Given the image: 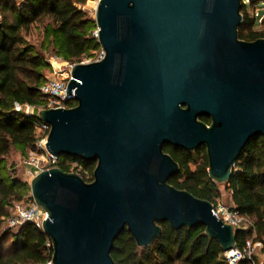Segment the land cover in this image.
<instances>
[{"label": "water", "instance_id": "obj_1", "mask_svg": "<svg viewBox=\"0 0 264 264\" xmlns=\"http://www.w3.org/2000/svg\"><path fill=\"white\" fill-rule=\"evenodd\" d=\"M241 9L242 0L98 1L103 58L73 67L75 107L38 114L51 155L96 163L89 183L60 168L31 180L53 264H114L120 235L147 248L162 223L202 226L224 253L236 247L210 202L170 185L180 167L164 149L205 148L210 179L225 184L245 147L264 138V38L240 40Z\"/></svg>", "mask_w": 264, "mask_h": 264}, {"label": "trees", "instance_id": "obj_2", "mask_svg": "<svg viewBox=\"0 0 264 264\" xmlns=\"http://www.w3.org/2000/svg\"><path fill=\"white\" fill-rule=\"evenodd\" d=\"M90 1L95 0H24L19 4L0 1V264H44L46 260V235L42 231L31 224L3 230L13 205L31 192L30 185L15 175L7 157L12 150L25 158L36 150L35 126L40 122L37 116L14 112L13 106L14 102L35 107L45 103L40 88L47 81L45 71H51V67L44 53L52 50L57 58L79 64L102 49L94 36L95 20L81 8ZM243 1L240 40L254 42L264 38V31H255L257 20L248 13L249 8L264 0H249L247 6ZM44 20L48 22L39 50L26 40L24 32ZM261 23L264 25V19ZM201 121L211 124L206 117ZM164 151L180 167L170 185L217 204L221 194L218 184L209 177L206 149L187 152L166 146ZM73 164L83 168L80 176L86 183L92 182L96 163L62 157L58 168L72 173ZM224 185L232 205L254 225V231L236 230V246L243 250L253 237V243L264 245V138L253 139L245 147L232 180ZM160 226L161 236L147 248L138 247L128 231L120 235L111 251L114 264H228L221 245L206 235L204 227L173 231L168 223ZM239 264L260 263L254 256Z\"/></svg>", "mask_w": 264, "mask_h": 264}, {"label": "built area", "instance_id": "obj_3", "mask_svg": "<svg viewBox=\"0 0 264 264\" xmlns=\"http://www.w3.org/2000/svg\"><path fill=\"white\" fill-rule=\"evenodd\" d=\"M1 1V0H0ZM23 2L24 0H19ZM99 0H96V5ZM243 4L246 6L249 4V0H244ZM263 11V10H260ZM255 19L260 22L264 19V12L259 11L255 13ZM259 18V19H258ZM97 37V32L96 35ZM104 56L99 59L101 60ZM98 61V60H97ZM79 64H85L81 62ZM76 63L69 66V75ZM70 76L67 79H59L57 77H47V81L40 88V92L44 97L45 103L43 106L35 107L30 105H21L18 102H14V112L21 113L26 116H37L40 111L47 109H70L75 106L70 105V102H75L74 95H67V86ZM39 118V117H38ZM40 120V119H39ZM50 125L40 121L35 126V151H31L28 154V161L26 164L30 168L28 172L34 178L43 171H48L54 168H58L59 159L51 155L46 144L50 134ZM77 174L83 172V168L78 164H75ZM32 178V179H33ZM213 214L222 221L224 224L231 225L234 230L242 231H254V225L252 221L243 216L234 206H225L221 204L213 205ZM48 219V214L45 210L39 207L33 200L32 196H26L21 202H17L11 211V214L5 219V225L8 229H17L25 224H31L36 229L43 232V222ZM253 241H247L246 247L241 250L237 246L223 254L225 261L228 264H239L245 260H252L254 255ZM258 246H262V243H258ZM53 244L52 241L46 236L45 242V262L44 264H53Z\"/></svg>", "mask_w": 264, "mask_h": 264}, {"label": "rangeland", "instance_id": "obj_4", "mask_svg": "<svg viewBox=\"0 0 264 264\" xmlns=\"http://www.w3.org/2000/svg\"><path fill=\"white\" fill-rule=\"evenodd\" d=\"M11 2H15L17 4L21 3V1H19V0H11ZM95 4H96V0L90 1L84 7H81L82 10L86 11L88 13V16L93 20H95V10H96ZM260 10H263V11H260ZM258 11L260 13L264 12V2L262 4L256 5L255 7L249 8L248 13L250 14V16L254 17L255 13ZM0 19H1V17H0ZM47 22H48L47 20H44L43 22H39L37 24H34L32 27H30L29 30L24 32V36H25L26 40L30 44L34 45L39 50H40L41 43L43 41L44 27H45V24ZM255 31H258V32L264 31V25L259 20L257 21ZM96 32L94 33V35H96ZM103 53H104V51L101 49L100 51L93 53V54H95V57L84 58L82 62H84V63L95 62L102 57ZM43 55L45 56L47 62L50 64V67H51L50 72L45 71V75L48 78L49 77H57L59 79H67L68 76H70L69 75V66L71 64H74L75 62H65V61L57 58L53 54L52 50L47 52V53H44ZM76 64H78V63H76ZM27 159H28L27 157L25 158V157L21 156V154H19L18 152L12 150L11 153L9 154V156L7 157V163L10 166H13L15 175L22 182L28 183L30 185L33 177H32V175H29V173H28L30 171V168L26 164V162L28 161ZM75 167H76L75 164H73L71 167V171H72V173L77 174V170ZM218 190H219L221 195H220L219 200L217 201V204L225 205L228 207L232 206L231 195H230V192L227 190L226 185L218 184ZM30 195H31V192L27 196H30ZM12 209H13V207H12ZM7 229L8 228L6 227V225H4L3 230H7ZM253 238L249 239L248 241L251 242L253 240ZM258 243H260V242H257L256 244H254V248H253L254 249V255H255V257H257L260 264H264V245L262 244V246H258Z\"/></svg>", "mask_w": 264, "mask_h": 264}, {"label": "bare ground", "instance_id": "obj_5", "mask_svg": "<svg viewBox=\"0 0 264 264\" xmlns=\"http://www.w3.org/2000/svg\"><path fill=\"white\" fill-rule=\"evenodd\" d=\"M95 6H97V5L95 4Z\"/></svg>", "mask_w": 264, "mask_h": 264}, {"label": "crops", "instance_id": "obj_6", "mask_svg": "<svg viewBox=\"0 0 264 264\" xmlns=\"http://www.w3.org/2000/svg\"><path fill=\"white\" fill-rule=\"evenodd\" d=\"M50 72V71H49ZM233 206V205H232Z\"/></svg>", "mask_w": 264, "mask_h": 264}]
</instances>
